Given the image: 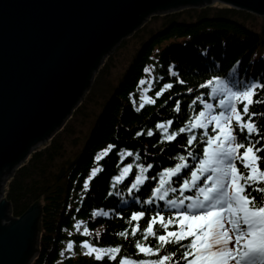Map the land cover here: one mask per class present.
<instances>
[{
  "label": "trees",
  "instance_id": "1",
  "mask_svg": "<svg viewBox=\"0 0 264 264\" xmlns=\"http://www.w3.org/2000/svg\"><path fill=\"white\" fill-rule=\"evenodd\" d=\"M108 62L100 68L99 76L108 68ZM217 78L234 92L264 85V17L229 5L164 15L162 25L136 47L124 72L93 114L83 141L77 144L79 137H75L72 121L82 112L84 103L75 109L62 130L37 147L10 176L4 199L10 204L12 216L20 218L36 204L41 210L40 244L31 264H139L142 260L151 264L163 255L170 257L165 264H186L181 255L184 247L161 245L158 236L179 231L183 223L177 215L183 209L171 207L169 201L175 200L179 206L181 200L189 201L185 197L193 196L196 190L181 192L182 180L166 172L181 162L180 156L185 157L184 162L191 169L199 167L207 146L204 133L216 132L212 125L206 124L204 129L190 125L204 109L201 101L211 100ZM168 84L173 87L167 89ZM148 99L155 102L147 103ZM251 99L264 102V89L257 88ZM213 102L215 110H221L219 98ZM233 103L238 109L242 107L234 99ZM250 112L256 114L252 120L264 134V103H254ZM160 124L175 139L168 140L165 130L158 127ZM180 128L185 131L181 133ZM148 132L153 134L149 136ZM193 135L197 141L189 146L187 141ZM237 135L240 142H247L245 134L237 130ZM251 139L255 142L259 137ZM71 140L78 146L73 152L67 146ZM256 147H264V140ZM128 152L133 155L128 156ZM259 155L264 156V152ZM193 156L197 159L193 160ZM234 162L243 169L239 157ZM126 167L129 171L124 173ZM96 169L99 171L92 176ZM259 169L264 170V161ZM121 174L123 179L117 182L116 177ZM180 175L188 179L189 169ZM136 176L144 177L138 190L131 188ZM157 188L161 193L167 190L168 196L158 199ZM249 191L260 198V193ZM148 200L153 203L148 204ZM141 211L145 215L133 221V214ZM161 216L166 228L160 227ZM168 220L172 224H167ZM149 226L155 235L147 231ZM85 229L88 235L84 234ZM86 241L90 247L103 251L86 255ZM138 242L154 254L141 253L135 246ZM188 242L186 239L182 245ZM69 243L73 244L72 250L67 248ZM113 248L121 251L112 253ZM96 255L102 259L97 261Z\"/></svg>",
  "mask_w": 264,
  "mask_h": 264
},
{
  "label": "water",
  "instance_id": "2",
  "mask_svg": "<svg viewBox=\"0 0 264 264\" xmlns=\"http://www.w3.org/2000/svg\"><path fill=\"white\" fill-rule=\"evenodd\" d=\"M206 4L264 16V0H0V264L33 262L41 213L36 204L12 216L5 174L63 126L123 38L157 11Z\"/></svg>",
  "mask_w": 264,
  "mask_h": 264
},
{
  "label": "snow or ice",
  "instance_id": "3",
  "mask_svg": "<svg viewBox=\"0 0 264 264\" xmlns=\"http://www.w3.org/2000/svg\"><path fill=\"white\" fill-rule=\"evenodd\" d=\"M141 83L143 84L144 81ZM165 87L171 89L173 85L168 84ZM257 88L264 89V85H255L245 91L234 92L226 84L217 80L216 86L213 87V97L219 94L227 96L228 99H219L218 107L221 110L218 113L213 108V104L201 101L207 112L200 111L195 122L190 125L195 129H204L206 124L212 125L213 131L216 132L215 135H209L208 131L204 133L208 137L204 141L207 146L203 149V158L198 161L199 167L191 169L190 165L184 162L185 157L180 156L181 162L177 163L174 168L167 169L166 175L170 174L182 180L181 192L189 188L196 190L193 196L185 197L186 200L191 201L187 205L184 204V200L180 201L179 206L175 200L169 201L171 207L183 209L177 215L185 223L180 224L179 231H167L166 235L158 236L161 245L176 244L184 247L185 251L181 255L186 264H244V262L264 264V170L259 169L260 162L264 161V156L259 154L264 152V147H256L261 140H264V134L252 120L256 114L250 112V106L254 103H264L258 99H251ZM233 99L242 107L238 109ZM154 102L152 99L147 100V103ZM143 106L142 103L140 107ZM177 111H179V104H177ZM158 127L165 130L167 135L164 124ZM237 130L245 134L246 143L238 140ZM179 131L183 133L185 129L180 128ZM152 134L148 132L149 136ZM253 136L259 139L253 142L251 139ZM167 139L173 140L175 137L167 135ZM196 141L197 137L193 135L187 143L191 146ZM241 149H243L242 153ZM127 155L132 156L133 154L128 152ZM237 157L243 169L238 168L234 162ZM97 159L99 160L100 157ZM196 159V156H193V160ZM184 169H189L188 179L180 175ZM97 171L99 169L94 170L92 176H95ZM128 171V167L123 169L124 173ZM140 171L143 173L145 169L142 167ZM122 179L123 174L116 177L117 182ZM143 179L142 176H136L131 188L138 190ZM201 181H203L202 184ZM84 187L87 188L88 184L86 183ZM249 189L260 193V198L252 196ZM155 191L160 193L158 199H165L168 196L167 190L161 193V189L157 188ZM147 203L152 204L153 201L148 200ZM99 214L96 213V215ZM144 215L145 213L141 211L133 214L131 219L136 221ZM160 220V227L166 228L164 217L161 216ZM167 224H172V221L168 220ZM79 228L80 225H77V230ZM147 231L155 235L151 226L147 228ZM84 234L88 235L87 229L84 230ZM121 235L126 234L121 233ZM186 239L189 242L182 245V241ZM135 246L144 255L154 254L151 248L144 247L139 242ZM83 247L89 250L85 253L86 255L103 251L90 247L87 241ZM67 248L72 250L73 244L69 243ZM120 251L119 248L111 249L112 253ZM95 259L100 261L102 257L96 255ZM112 259L115 260L116 257L113 256ZM169 259L168 255H163L151 264H165ZM139 264H149V262L142 260Z\"/></svg>",
  "mask_w": 264,
  "mask_h": 264
},
{
  "label": "rangeland",
  "instance_id": "4",
  "mask_svg": "<svg viewBox=\"0 0 264 264\" xmlns=\"http://www.w3.org/2000/svg\"><path fill=\"white\" fill-rule=\"evenodd\" d=\"M209 5L211 6L212 4H209ZM209 5L206 4L204 6H209ZM204 6H202V7H204ZM192 8L199 9L201 7H187L184 9H192ZM241 10H243V9H241ZM244 11H247V10H244ZM175 12H177V11H175ZM169 13L170 12H163V11H157V12L153 13L150 17H148L142 23V25L140 27H138L132 34L123 38L118 43V45H116L109 53H107L105 55V57L102 60V63L100 64L98 69L93 73L91 79L89 80V86L84 91L83 96H82L79 104L77 105V108H78L80 106V104L84 103L82 112L81 113L79 112V114L76 115L72 121V123H74V127H75L74 132L77 133L75 135V137L76 138L79 137V138H77V139H79V142L77 144H80V142L83 141L82 137L84 136V133L91 126L93 114L95 112H97L99 105L102 104V102L104 101V98L108 94L109 90L112 89V87L116 84V82L118 81V79L120 78L122 73L124 72V70H125L128 62L130 61V58L132 57L136 47L139 45V43L142 40H144L148 36V34L151 31L159 28L162 25V23L164 21V15L169 14ZM250 13L257 15L259 17H264L262 15H259V14L253 13V12H250ZM154 15L156 17H152ZM122 41H124V42H122ZM121 43H123V44L121 45ZM110 56H111V59H109ZM107 60H109L108 68L105 70V72L101 76H99L98 75L99 70L106 63ZM217 80H219L222 84H225L223 79L217 78ZM215 86H213V87H215ZM213 87H212L211 93H210L211 100L209 99V101H205V103L213 104V108L216 109V105L213 102V99H214ZM216 97H218L219 99H221V98L228 99L227 96H219V94ZM74 111H73V113H74ZM202 111L207 112V110L205 108ZM219 111L220 110H217L216 112L218 113ZM73 113L65 120L64 124H66V122L71 119ZM64 124H63V126H64ZM63 126L59 130H57L54 133V135L57 132H59L60 130H62ZM50 139H45L41 143L37 144L36 147L43 146ZM73 142H74V140H71V141H69V143H67L68 144L67 145L68 150L71 152H73L72 149H76L78 147L77 145L75 146ZM210 151H211V149H210ZM11 175H12L11 173L5 174L4 179L1 180L3 183L5 182L3 190H5V186L8 182V180L10 179ZM256 175L257 176L259 175V171L256 173ZM3 198H4V196H3ZM180 220L183 221L182 218H180ZM36 221H37V218H36L35 222ZM183 223H185V222H183ZM39 244H40V231L38 229V235L36 234V232L34 230L33 236L31 239L30 248H31V252H32L31 253L32 258H33V256H35V254H36L35 249L39 248ZM241 251H242V249H241ZM122 264H135V263H132L131 261H125Z\"/></svg>",
  "mask_w": 264,
  "mask_h": 264
}]
</instances>
